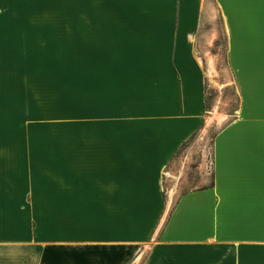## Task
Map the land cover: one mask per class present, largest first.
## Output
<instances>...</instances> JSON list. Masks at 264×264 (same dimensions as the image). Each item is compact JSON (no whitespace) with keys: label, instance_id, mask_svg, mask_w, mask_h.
Returning <instances> with one entry per match:
<instances>
[{"label":"crops","instance_id":"crops-1","mask_svg":"<svg viewBox=\"0 0 264 264\" xmlns=\"http://www.w3.org/2000/svg\"><path fill=\"white\" fill-rule=\"evenodd\" d=\"M49 83L88 102L33 186L25 85ZM215 83L241 104L192 181ZM0 264H264V0H0Z\"/></svg>","mask_w":264,"mask_h":264},{"label":"rangeland","instance_id":"rangeland-1","mask_svg":"<svg viewBox=\"0 0 264 264\" xmlns=\"http://www.w3.org/2000/svg\"><path fill=\"white\" fill-rule=\"evenodd\" d=\"M25 86L27 95L29 96L30 93L31 97L29 134L32 143L33 186H37L39 182H45L46 173L47 177L55 175L58 156L63 155L61 151L67 150L69 151L67 154L70 155L71 142L73 139H78L77 127L74 131L73 123L77 125L78 119L82 118L83 108L87 106L88 101L82 93L78 96V86L76 85V90H74L75 85L70 83ZM204 89L205 121L200 130L183 144L175 158L177 161L179 156H188L187 160L191 170L187 175L192 177V181L196 178L194 176L198 164L205 162L204 172H209L206 165H211L210 149L213 139L222 126L233 120L241 104L238 85L204 84ZM262 93L263 85H251V94L257 97L252 101L258 108H262ZM215 113L220 115V119L214 116ZM260 123L262 124V121ZM163 187L166 198L170 192L169 179H163ZM170 196H172L171 192Z\"/></svg>","mask_w":264,"mask_h":264},{"label":"built area","instance_id":"built-area-1","mask_svg":"<svg viewBox=\"0 0 264 264\" xmlns=\"http://www.w3.org/2000/svg\"><path fill=\"white\" fill-rule=\"evenodd\" d=\"M212 165V164H211ZM211 165H206V169L209 170L208 174H210V170H211Z\"/></svg>","mask_w":264,"mask_h":264},{"label":"bare ground","instance_id":"bare-ground-1","mask_svg":"<svg viewBox=\"0 0 264 264\" xmlns=\"http://www.w3.org/2000/svg\"><path fill=\"white\" fill-rule=\"evenodd\" d=\"M215 117L217 116L218 118L220 117V115L218 113H215L214 115ZM220 119V118H219Z\"/></svg>","mask_w":264,"mask_h":264}]
</instances>
